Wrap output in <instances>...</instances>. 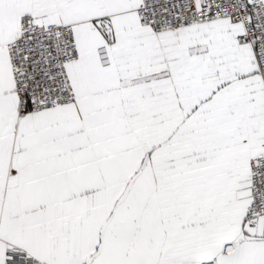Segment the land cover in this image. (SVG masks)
Listing matches in <instances>:
<instances>
[{
	"label": "snow or ice",
	"instance_id": "obj_1",
	"mask_svg": "<svg viewBox=\"0 0 264 264\" xmlns=\"http://www.w3.org/2000/svg\"><path fill=\"white\" fill-rule=\"evenodd\" d=\"M0 264H264V0H0Z\"/></svg>",
	"mask_w": 264,
	"mask_h": 264
}]
</instances>
